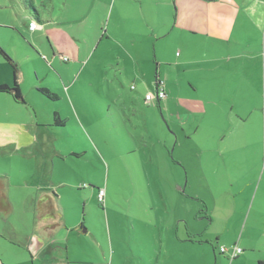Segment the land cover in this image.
Returning a JSON list of instances; mask_svg holds the SVG:
<instances>
[{
    "label": "rangeland",
    "instance_id": "obj_1",
    "mask_svg": "<svg viewBox=\"0 0 264 264\" xmlns=\"http://www.w3.org/2000/svg\"><path fill=\"white\" fill-rule=\"evenodd\" d=\"M33 1L48 33H27L17 4L0 0V26H18L28 40L12 51L25 105L0 96V123L21 125H0V142L19 137L0 147L13 206L10 215L0 210V257L33 264L28 201L45 186L65 223L51 243L68 264L264 261V28L259 44L253 37L237 46L249 52L244 59L224 61V141L202 143L180 126L194 96L188 75L171 44L160 57L153 42L135 41L118 11L127 0ZM11 74L0 57V80ZM158 74L167 85L161 108L145 102ZM236 245L245 251L234 260L220 251Z\"/></svg>",
    "mask_w": 264,
    "mask_h": 264
},
{
    "label": "crops",
    "instance_id": "obj_2",
    "mask_svg": "<svg viewBox=\"0 0 264 264\" xmlns=\"http://www.w3.org/2000/svg\"><path fill=\"white\" fill-rule=\"evenodd\" d=\"M12 1L17 4L21 28L33 35L41 28L48 33L47 27H43L44 23L39 13L35 18L25 10L21 0ZM126 4V8L119 5L118 11L121 15L123 13L124 20L133 26L132 35L135 34V41L140 44L147 43V45L153 42L156 54L160 57L165 56L167 47L171 44L169 50L175 51L177 61L175 66L188 75L187 84L194 96L184 100L183 104L187 118L181 116L180 126L186 139H196L202 143L212 139L217 140L216 144L218 141L222 143L224 141V76L227 75L224 70V61L244 59L249 52L237 46L246 44V39L254 44L255 38L253 40V37H256V43H260L261 29L264 28V0H127ZM32 22L37 24L35 30L30 29ZM7 35L10 41L7 40L9 39ZM0 39V44H2L0 46L8 52L20 68L19 59L12 55V51L18 55L22 44L27 46L28 40L20 28L0 26ZM230 45H232V51H230ZM167 61L169 66L170 62ZM11 73L10 81L4 77L0 80V85H13L12 69ZM19 75L17 80L23 96V72L21 70H19ZM166 86V82L158 74L155 92L147 94H155L159 88H162L165 98L151 102L145 100V102L157 101L160 108L163 102L167 104ZM35 93L37 94L36 90ZM0 96L7 98L5 102L10 105L11 102L25 105V100L16 101L9 93H0ZM0 125L3 126L1 123ZM3 127H14L17 132L21 130L19 124ZM28 132V134L31 133L30 130ZM4 134L9 135L11 131L5 129ZM14 135V141H18L19 137L17 134ZM14 141L0 142V147L15 146L17 141L16 143ZM42 145L46 147L47 143L43 142ZM219 151L221 156L224 155L220 147ZM207 152L208 150H201V156ZM203 171L207 172L206 169ZM206 179L204 176L205 181ZM5 187V182L0 178V210L9 211L8 215H10L13 206L4 193ZM57 200L58 197L54 193L42 186L38 195L28 201L31 205L29 208L33 210V234L27 243V251L30 253L33 264H36L38 259L41 260V264H68L64 257L58 254L61 252V246L56 249L54 247L56 243H51L54 232H59L65 227V223L57 215ZM0 238L4 237L0 235ZM235 247L240 248L238 245ZM259 262L264 264L263 260ZM0 264H7L3 257H0Z\"/></svg>",
    "mask_w": 264,
    "mask_h": 264
},
{
    "label": "trees",
    "instance_id": "obj_3",
    "mask_svg": "<svg viewBox=\"0 0 264 264\" xmlns=\"http://www.w3.org/2000/svg\"><path fill=\"white\" fill-rule=\"evenodd\" d=\"M22 5L24 8L35 18L38 16V11L34 5L33 0H21ZM36 23V22H35ZM0 57H2L5 62L11 67L14 75V82L12 86L7 85H0V93H9L12 95V97L19 102H23V96L20 89V86L18 84V75H19V68L17 63L11 58V56L8 54V52L0 46ZM158 80V78H157ZM160 81H158L159 83ZM38 91L44 95H46L48 98H57L55 95H53L48 89L46 88H39ZM56 122L58 124H62V122L56 117ZM243 252V251H242ZM238 258V257H237ZM236 259V258H235ZM259 264H262V262H259Z\"/></svg>",
    "mask_w": 264,
    "mask_h": 264
},
{
    "label": "built area",
    "instance_id": "obj_4",
    "mask_svg": "<svg viewBox=\"0 0 264 264\" xmlns=\"http://www.w3.org/2000/svg\"><path fill=\"white\" fill-rule=\"evenodd\" d=\"M36 28H37V24L35 22H32L30 24V29L35 30ZM164 98H165V92L162 88H159L155 94H152V93L147 94L145 97V100L147 102H151L155 99L161 100ZM103 195H104V191L100 190L99 191V199H102ZM220 251L222 254H229V257L231 258V260H234L235 258L239 257L242 254V250L238 247H234L231 252L227 248L222 247Z\"/></svg>",
    "mask_w": 264,
    "mask_h": 264
}]
</instances>
